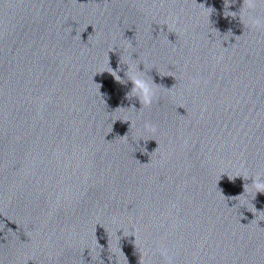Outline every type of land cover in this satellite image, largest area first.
I'll return each mask as SVG.
<instances>
[{
    "label": "water",
    "instance_id": "1",
    "mask_svg": "<svg viewBox=\"0 0 264 264\" xmlns=\"http://www.w3.org/2000/svg\"><path fill=\"white\" fill-rule=\"evenodd\" d=\"M254 182L264 0H0V264H264Z\"/></svg>",
    "mask_w": 264,
    "mask_h": 264
},
{
    "label": "clouds",
    "instance_id": "2",
    "mask_svg": "<svg viewBox=\"0 0 264 264\" xmlns=\"http://www.w3.org/2000/svg\"><path fill=\"white\" fill-rule=\"evenodd\" d=\"M246 3L249 7H254L256 0H246ZM250 23L253 25H260L261 22L255 18H250ZM113 77L118 81L119 77L116 76L115 71H113ZM133 85V91L138 92V99L145 106H150L153 100V91L152 87L145 81L140 79H134L131 81ZM256 193H264V183L254 182L252 186ZM246 189V185H244V191ZM162 255H167L166 250H161Z\"/></svg>",
    "mask_w": 264,
    "mask_h": 264
}]
</instances>
